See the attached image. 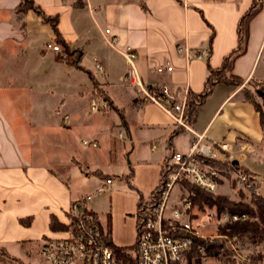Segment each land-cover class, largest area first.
Segmentation results:
<instances>
[{
	"label": "crops",
	"instance_id": "0c3cea01",
	"mask_svg": "<svg viewBox=\"0 0 264 264\" xmlns=\"http://www.w3.org/2000/svg\"><path fill=\"white\" fill-rule=\"evenodd\" d=\"M33 1L46 15L58 17L68 51L60 45L68 58L51 50L58 43L51 25L30 9L20 13L22 0H0V248L9 252L34 246L40 253L44 239L61 238L66 229H53L52 219L66 227L72 205L95 192L105 175L114 181L110 192L100 196L106 205L95 199L91 209L115 247L131 248L140 198L151 200L170 156L189 153L193 135L177 129L167 113L125 83L130 68L121 51H135L147 87L166 84L200 95L209 66L222 68L238 49L240 22L256 0ZM258 8L246 27L245 51L228 73L244 84H217L189 124L214 145L218 159L229 160L218 147L224 144L234 163L260 179L264 176L246 165L264 164L258 97L248 84L264 83V2ZM107 29L116 38V49L104 43ZM180 47L189 54H180ZM203 47L210 54L198 58ZM167 62L174 72L158 74L156 67ZM97 96L108 99L109 114L91 111ZM79 133L82 141H97L99 147L75 154ZM95 171L99 174H91ZM226 177L232 178L224 174L217 194L238 202L234 193L239 197L243 189L236 182L225 185ZM180 188L173 205L190 190L188 185ZM200 210L193 207V223Z\"/></svg>",
	"mask_w": 264,
	"mask_h": 264
},
{
	"label": "built area",
	"instance_id": "2783aa9c",
	"mask_svg": "<svg viewBox=\"0 0 264 264\" xmlns=\"http://www.w3.org/2000/svg\"><path fill=\"white\" fill-rule=\"evenodd\" d=\"M103 37L108 47L116 49V38L112 36L110 29L105 31ZM51 50L62 60H67L68 56L60 44L55 43ZM179 53L187 55L189 51L180 47ZM121 54L130 68L125 83L136 89L147 102L167 113L177 129L193 135L189 153L173 152L166 166L168 173L164 179L162 178L156 191L158 199L151 198L141 208L142 211L138 212L136 243L128 251L134 261L125 260L115 251L112 242L110 244L106 229L98 215L91 209L95 199L110 192L114 181L106 179L95 192L84 195L72 205L69 222L61 238L44 239L40 264H177L185 261L196 239L204 241L216 239L207 236L192 221L191 211L196 196L194 191L186 190L178 204L170 206L176 186L188 185L210 194H217L220 181L225 174L213 165L218 159L214 145L206 142L205 135L196 133L189 124L186 115L191 96L189 89L176 91L166 84L147 87L137 71L135 51L128 47L121 51ZM209 54L210 50L203 47L197 57L204 58ZM156 72L172 73L174 67L167 62L156 67ZM111 108L110 102L104 96L95 97L90 106L92 112L102 114H109ZM65 123H68V118L65 119ZM83 145L99 147L97 141L84 140ZM218 147L229 154L228 162L233 163L236 158L229 147L224 144H219ZM230 174L234 182L241 183L245 188L244 191L247 192L264 184V178H255L240 165ZM210 218L218 220L220 225L248 220L247 215L229 214L221 219L211 214ZM198 252L201 256L206 255L204 247L199 248ZM241 260L250 262V257H242Z\"/></svg>",
	"mask_w": 264,
	"mask_h": 264
},
{
	"label": "trees",
	"instance_id": "16d2710c",
	"mask_svg": "<svg viewBox=\"0 0 264 264\" xmlns=\"http://www.w3.org/2000/svg\"><path fill=\"white\" fill-rule=\"evenodd\" d=\"M264 0H256L255 4L252 8L244 15L240 22L239 26V38L240 43L239 47L236 51L232 53V55L228 56L224 65L220 69H213L209 66V77L206 84L205 90L200 95H191L188 103V108L186 111L187 119L191 122L194 118L198 106L205 100V98L212 92L213 88L219 83H229L233 84L237 87H240L244 84V80L235 79L231 77L228 73L231 68L233 60L244 53L245 46L248 38V33L246 30L247 24L249 20L256 14L259 10L258 6L260 3H263ZM32 10L35 12L45 24H49L54 29L57 35V42L61 44L66 51H68V46L62 39V35L58 30V17L48 16L44 11L38 6L33 0H22L21 4V14L25 15L28 10ZM248 84L254 87L257 97H259L262 101V105L260 103H255V106L260 113L261 123L264 131V83H257L250 81ZM214 167L220 169L223 173L230 175L232 171H234L238 164L231 162H223L220 159H217L213 163ZM167 168L164 169L163 179L166 177L168 173ZM247 173L248 170L245 169ZM91 174H99L98 171L92 172ZM105 179H111L110 176H103ZM191 191L196 193V196L193 200L194 207L200 208L202 211L206 209L214 210L219 219H221L224 215L229 214L231 216L234 215H247V221H241L236 223H226L219 226V237L213 240H199L196 239L194 241V246L191 252L186 256L185 261L187 264H204L203 257L199 254V248L204 247L206 253L210 256H222L226 258L231 264H258L263 262L264 264V254L260 253L255 256L250 257V262L243 261L237 257V254L234 249L230 247V244L234 242L235 239H246L250 240L253 243L264 242V194L259 192L260 187L256 186L249 195H246L245 192H239V201L234 202L228 199L225 196H221L218 194H210L204 191H201L195 187L189 186ZM151 198L158 199V193H154ZM145 202V203H144ZM147 201L144 198H140L139 204V212L142 211L141 208L146 204ZM23 223H27V221H22ZM52 228L53 229H62L66 228L64 225L56 223L55 219H52ZM108 239L111 244V236L110 231L107 230ZM114 247L115 251L122 256L125 260H133L131 255L129 254V250L132 248H119ZM183 262L177 263L182 264Z\"/></svg>",
	"mask_w": 264,
	"mask_h": 264
},
{
	"label": "rangeland",
	"instance_id": "374dc122",
	"mask_svg": "<svg viewBox=\"0 0 264 264\" xmlns=\"http://www.w3.org/2000/svg\"><path fill=\"white\" fill-rule=\"evenodd\" d=\"M97 72L98 71H94ZM87 90H89V88H87ZM87 90L85 89V92H87ZM73 92L69 93L68 99L70 101H73L74 96H73ZM76 96V95H75ZM63 98V95L60 94L58 96L59 102H61V99ZM258 103H260V105H262V101L261 99L258 97ZM94 114V113H93ZM54 113H51V116L54 117ZM62 114L57 117L58 121L60 119H62ZM93 116H96L95 114ZM103 117V116H102ZM83 136L81 133H79V140H75V147L73 149L74 153H80L83 151H89L90 148L89 147H85L82 144V138ZM89 140V139H88ZM264 152V151H263ZM222 157L225 158L226 155L222 154ZM247 166H249V168L253 171H255L258 175L264 176V164L259 166V165H253L252 161L247 162L246 164ZM234 182L233 178L228 179V177H226L225 179V185L229 184L231 185ZM237 183V189H243V191L245 190L244 186L239 183ZM226 187V186H225ZM180 192H181V188L180 186H176L173 193H172V197H171V201H170V206H172L179 198H180ZM249 195V192L244 191ZM264 192V186H263V191ZM236 198L238 197V192L234 193ZM97 202L100 203V205L105 204L106 205V198L105 197H99L96 199ZM211 214H215L216 212L213 210H209L206 209L204 212L200 210V214L198 216V221H194V224L201 229L202 231H204V233L207 236H212L214 238L218 237V234L220 232L219 230V222L218 220H213L212 218H210ZM104 216V215H102ZM219 238V237H218ZM230 247L232 249L235 250L237 257L238 258H242V257H251V256H255L258 254H264V242H260V243H253L250 240H246V239H240V240H235L234 242H232L230 244ZM14 250V249H13ZM40 253H41V249H40ZM39 253V248L31 246V247H21L17 250L14 251H9L8 250H4L2 248H0V264H40V259L38 257ZM41 257V256H40ZM203 259V263L204 264H231L230 261H228L226 258L222 257V256H210L206 253L205 256H202ZM182 264H187L186 261H184ZM258 264H263V262H260Z\"/></svg>",
	"mask_w": 264,
	"mask_h": 264
}]
</instances>
